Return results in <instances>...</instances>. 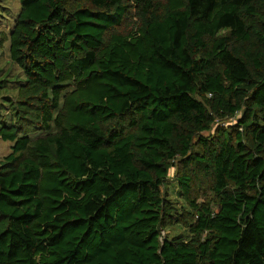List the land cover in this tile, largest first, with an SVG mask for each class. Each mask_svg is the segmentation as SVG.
<instances>
[{
    "label": "trees",
    "instance_id": "obj_1",
    "mask_svg": "<svg viewBox=\"0 0 264 264\" xmlns=\"http://www.w3.org/2000/svg\"><path fill=\"white\" fill-rule=\"evenodd\" d=\"M19 3L0 264H264V0Z\"/></svg>",
    "mask_w": 264,
    "mask_h": 264
},
{
    "label": "rangeland",
    "instance_id": "obj_2",
    "mask_svg": "<svg viewBox=\"0 0 264 264\" xmlns=\"http://www.w3.org/2000/svg\"><path fill=\"white\" fill-rule=\"evenodd\" d=\"M20 8L19 0H0V68L4 70L12 68V71H17L18 67L13 65L10 59L9 54V37L11 26L13 24L14 16L17 14ZM229 31L224 29L221 30L219 35H228ZM235 122V117H229L222 124L230 125ZM216 128V125L210 131H213ZM210 131L203 132V136H207ZM12 143L10 141H4L0 139V159L7 155L11 151ZM180 173V166L178 159H175L172 162V165L169 169L168 177L166 179V187L162 190L167 194L170 201L173 202V205L177 209L184 208L189 210V205L186 200L182 197L179 190V184L177 182V176ZM192 197L199 204H210L213 205L215 202V196L212 192L207 189L199 188L192 190ZM164 235L169 237L175 234H188L187 229L183 225H172L168 226L165 230L162 231Z\"/></svg>",
    "mask_w": 264,
    "mask_h": 264
}]
</instances>
